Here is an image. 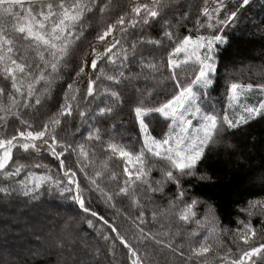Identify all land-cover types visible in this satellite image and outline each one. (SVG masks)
Masks as SVG:
<instances>
[{
	"label": "snow or ice",
	"instance_id": "1",
	"mask_svg": "<svg viewBox=\"0 0 264 264\" xmlns=\"http://www.w3.org/2000/svg\"><path fill=\"white\" fill-rule=\"evenodd\" d=\"M241 3L247 6L250 0ZM218 4L210 12L207 6L200 8L192 0H139L127 7L120 0H0V75L10 81L7 91L0 86V172L5 180L21 174L25 165L19 163L5 171L13 149L18 148L29 155L46 151L58 161L61 173L54 178L29 172L16 186L0 187V202L24 197L36 202L33 207L42 208V197L47 195L71 204L72 214L42 208L62 219L58 228L46 233L48 247L54 253L38 248L32 256L55 254L56 264H210L212 259L219 264H264V242H250L258 235L264 237V196L243 203L235 219L229 221L234 225L229 228L221 224L213 205L196 196L187 197L185 187L186 181L194 186L192 180L214 183V176L206 170L210 155L218 149L235 155V138L246 132L245 126L250 122L264 117V99L243 106L231 116L227 108L217 110L208 103L218 73V53L222 48L226 51L229 45L225 29L238 21L236 11L226 13L223 19H214L223 7L220 0ZM197 12L206 18L212 34H177V26ZM87 13L99 14L94 40L105 42L100 51L94 43L85 49L77 45L88 23ZM128 28L138 29L140 34L130 42L125 38L122 43ZM154 29H159L158 36L144 34ZM165 40L172 45L163 62L172 91L168 94L161 89L153 98L151 88L136 87L134 81L155 79L162 63L155 52L164 47ZM149 47L154 51L147 62L141 56V71L125 75L129 54L135 57ZM29 52L34 57H29ZM180 53L182 59L176 56ZM74 57L78 59L75 75L86 79L85 92L73 104L80 90L73 87L75 81L67 84L63 102L51 115L41 118L53 85ZM102 58L114 70L107 74L101 68L93 79L85 68L96 70ZM145 69L149 71L145 73ZM101 77L122 90L135 89L128 106L138 125L137 151L129 150L131 141H116L119 132L115 125L121 118L118 109L124 107L125 100L115 87L94 88ZM256 87L264 93V83ZM252 89L251 83H230L226 89L228 108L238 105L241 92ZM101 96L105 97L102 107L97 103ZM91 103H97V108L90 113L87 105ZM9 118L24 127L21 130L14 123L15 134L4 136ZM160 118L167 122V131L157 138L149 129ZM71 119L78 121L77 133L81 124L87 126L82 141L67 131ZM103 122L109 124L106 132L98 126ZM89 142L108 150L98 165L95 151L89 155ZM112 157L123 160L122 172L109 170L108 160ZM33 166L42 167L40 163ZM154 171L158 175L154 176ZM78 173L83 174V181L78 179ZM257 179L264 190V172ZM94 199L103 211L92 207ZM200 204L204 213L197 219ZM253 217L260 218L259 227L254 226ZM81 223L86 230L77 231L76 226ZM190 223L197 228L185 235L183 230ZM194 236L199 238L193 242ZM222 236H227L236 247L235 255H231L230 247H226L224 254L217 251Z\"/></svg>",
	"mask_w": 264,
	"mask_h": 264
},
{
	"label": "trees",
	"instance_id": "2",
	"mask_svg": "<svg viewBox=\"0 0 264 264\" xmlns=\"http://www.w3.org/2000/svg\"><path fill=\"white\" fill-rule=\"evenodd\" d=\"M52 2H56V0H52ZM67 2H72V0H67ZM120 2L122 6L127 7L129 4L139 2V0H120ZM143 2L149 3L150 0H143ZM192 2L199 4L200 8L207 6L210 12L219 6L218 0H192ZM180 3H184V0H180ZM220 3L223 4V7L219 13L214 14V19L217 16L223 19L226 13L236 11L238 21L236 24L225 29V33L229 38V45L226 51L222 48L218 53V73L214 78V90L210 92L208 103L214 104L217 110L222 111L227 108L231 116L234 111L239 112L242 110L243 106H251L258 103L259 100L264 99V93H261L256 87L257 84L264 83V0H250V4L247 6H243L241 0H220ZM98 15V13L86 14L88 23L84 28L80 40L77 41V45L81 49H85L89 43H94L98 51L102 50L105 42L94 40L96 32L99 30L96 25ZM108 22L111 23L112 19H109ZM10 25L11 21H9V27ZM212 31V29L207 28L206 18L199 15V12L182 22L176 28L177 34L192 35L193 37L196 35H211ZM158 33L159 29H154L144 34L155 37L158 36ZM138 34H140L138 29L128 28L126 36L122 38V43L125 38L130 42ZM114 35L121 36L119 33H114ZM108 39L110 40L111 37ZM171 47V42L165 40L164 47L159 52H155V56L158 59L162 58L161 69L160 72L154 74L155 79L144 80L141 78L134 81L136 87L151 88L153 98L161 89H166L167 93L171 94V82L167 79L168 73L163 67V62L167 59L166 53L171 50ZM153 51L150 47L145 48L135 57L130 53L127 67L124 69L125 75H128L129 71L133 73L140 72L139 61L141 56H144L146 58L145 62H147V58ZM28 55L29 57H34V54L31 52ZM176 56L182 59L183 53L176 54ZM33 62L35 63V60ZM77 63L78 59L74 57L72 62L63 68L61 78L53 85L52 94L45 108L41 111V118L51 115L58 108L59 103L63 102V94L67 89V84L73 83L74 81L76 83H73V87L79 88L80 92L77 94V101H74L73 104L79 102L80 96L86 90V79L75 75ZM226 65L227 69L225 67ZM101 68L107 74H111L114 70V66L109 65L106 58H102L98 61L96 70L86 67L85 71L95 79L96 74ZM144 71L147 73L149 70L145 69ZM161 76L164 78L161 79ZM232 82L238 84L251 83L253 89L250 92H241L239 94L238 105L235 108H228L226 89ZM0 86H4L7 91L10 88V81H5L3 76L0 75ZM106 86L115 87L117 91H121L125 100L124 107L118 109L121 118L115 125V129L119 132L116 136V141L120 143L131 141L129 150L137 151L139 148L138 125L135 120L134 111L128 106V103L134 96L135 89L129 88L122 90L119 86L111 85V82L104 80L103 77L96 82L94 88H103ZM88 99L91 100L92 98L89 97ZM107 99H110V97ZM104 100L105 97L101 96L97 102L99 106H104ZM97 103L87 105L90 113L97 108ZM145 119L147 122L148 117H145ZM14 123L23 130L24 126L19 125L18 121L9 118L7 131L3 133L4 136L15 134V129L12 126ZM77 123L78 121L76 119H71L67 131L74 134V139L82 141V134L85 132L87 126L81 124V131L77 133ZM89 123H95V121L89 120ZM166 123L162 118L154 120L149 131L159 138L167 131ZM61 126L63 127V121ZM98 126L102 132H106L109 124L103 122ZM245 127L246 132L236 137L233 141L238 145V151L235 155L229 156L218 149L207 160L206 170L214 176V183L204 184L192 180L191 183L194 186H190L187 181L185 182V187L188 188L187 197L196 196L200 200L207 201L213 205L221 224L227 225L229 228L234 226L233 224H229V221L235 219L236 213L243 203L249 199L264 196L261 182L257 179L264 172V117H258ZM61 136H63V133H61ZM104 139H107V136ZM86 147L89 149L90 157L92 156L93 150L95 151L94 160L97 165L108 155L106 146L102 148L95 143L89 142L86 144ZM29 151L31 152V150ZM72 161H75V157H72ZM65 162L66 164L69 163L68 160ZM18 163L25 165L19 176L5 180L3 173L0 172V187L16 186V182L24 180L29 172L36 173L37 175L48 174L54 178L61 175L58 169V161L54 160L46 151L29 155L24 153L22 149L14 148L12 160L9 161L5 171L14 169ZM35 163H40L42 167L35 168L33 166ZM108 164L110 171L120 173L123 170V160L118 157L109 159ZM89 171H92L91 167ZM153 175H158V173L154 171ZM78 179L83 181V174L78 173ZM105 182L107 183V181ZM35 204L36 202L27 201L24 197L13 198L7 203L0 202V264H56L57 257L55 254L35 257L31 255L32 251L45 245L49 248V238L46 233L50 229L58 228L62 219L61 216H50L51 211H43L42 208L59 210L61 213L67 211L68 214H72L71 204L70 202H59L54 197L47 195L42 197V208L33 207ZM92 207L103 211V207L98 200H93ZM196 212V218H201L204 213L203 204L197 206ZM259 220V217H253L252 222L254 226L259 227ZM29 228L32 230L29 231ZM194 228H197L195 224H188L183 230L184 234L186 235ZM76 230H86V225L81 223L76 226ZM199 231L203 232V229H199ZM36 236H40L42 239L38 240ZM198 238V236H194L191 237V240L194 242ZM221 239L222 245L217 251L224 254L226 247H230L232 249L231 255H235L237 249L231 244L229 238L222 236ZM250 242L257 244L264 242V237L258 235ZM33 246L37 247L34 248ZM54 251V249L49 248L46 252L54 253ZM118 259L121 258L118 257ZM210 264H219V261L212 259L210 260Z\"/></svg>",
	"mask_w": 264,
	"mask_h": 264
},
{
	"label": "rangeland",
	"instance_id": "3",
	"mask_svg": "<svg viewBox=\"0 0 264 264\" xmlns=\"http://www.w3.org/2000/svg\"><path fill=\"white\" fill-rule=\"evenodd\" d=\"M238 113V112H237ZM50 216H52V213L50 214ZM34 248H36L37 246H33ZM39 249H41L42 251H47V250H49V248H47V245H45V246H43V247H40ZM23 252H25V251H23ZM33 252V251H32ZM34 257V256H33ZM14 260V259H13ZM20 260H21V258H20Z\"/></svg>",
	"mask_w": 264,
	"mask_h": 264
}]
</instances>
